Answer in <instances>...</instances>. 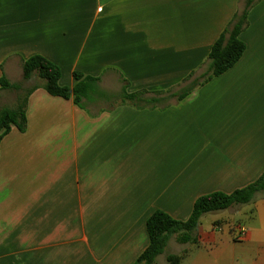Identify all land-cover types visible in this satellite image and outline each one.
Here are the masks:
<instances>
[{"label": "crops", "instance_id": "1", "mask_svg": "<svg viewBox=\"0 0 264 264\" xmlns=\"http://www.w3.org/2000/svg\"><path fill=\"white\" fill-rule=\"evenodd\" d=\"M241 2L0 0V79H23V61L40 55L61 68L64 87L78 74L100 78L108 95L123 79L128 93L177 94L204 72ZM240 39L234 67L156 108L103 99L83 109L38 87L26 132L12 127L0 142V264H134L154 212L186 221L198 198L258 180L264 0ZM204 218L181 264H264L263 196Z\"/></svg>", "mask_w": 264, "mask_h": 264}, {"label": "trees", "instance_id": "2", "mask_svg": "<svg viewBox=\"0 0 264 264\" xmlns=\"http://www.w3.org/2000/svg\"><path fill=\"white\" fill-rule=\"evenodd\" d=\"M260 1L242 0L239 11L211 48L204 64V72L196 78L191 75L186 80L190 83L183 90L177 94L168 92L165 97L162 95L167 91L154 92L153 96H150L147 91L128 93L126 81L123 79L121 93L112 95L113 97L108 99L106 94L101 92L100 78L78 74H74L77 83L73 88L64 87L60 85L62 71L57 64L40 55L32 56L23 61V80L29 81L37 77L41 81L40 86H32L27 91H22L19 83L10 82L5 76L0 79V92L15 91L18 93L16 103L12 107L0 108V142L10 133L12 127L17 128L21 133L26 132L28 99L38 87L43 88L51 96L66 100L73 99L75 104L83 109H85V103L103 99L130 104L138 109L156 108L171 99H176L177 102L183 101L197 88L221 76L239 62L246 51V44L240 36L249 25L251 9ZM259 196L264 197V173L252 184L230 194L215 192L198 198L186 221L176 220L164 211L154 212L146 222L149 246L134 264H157L158 257L165 252L170 240L174 237L179 244H197V230L205 215L224 211L234 206L250 204ZM183 258L182 255L169 254L166 256V261L168 264H181Z\"/></svg>", "mask_w": 264, "mask_h": 264}, {"label": "rangeland", "instance_id": "3", "mask_svg": "<svg viewBox=\"0 0 264 264\" xmlns=\"http://www.w3.org/2000/svg\"><path fill=\"white\" fill-rule=\"evenodd\" d=\"M13 83H19L22 87V91H27L32 86H35V85L41 83V81L37 77H34L33 79H31L29 81L19 79L17 81H14ZM17 95H18V93L15 91H2V92H0V108L4 107V106L12 107L16 103ZM106 97L108 99H110L113 96L106 94ZM106 101H109V100H106ZM110 101H113V100H110ZM223 213H226V210L219 211V212H212V213L205 215L206 218H204V219L211 220L213 218L220 217L221 215H223ZM206 220H204V221H206ZM170 241H172V244H168L164 254L169 255V253H170V254H176V255H183L182 246H181V244H179L176 241L175 237L172 238ZM169 243H171V242H169ZM165 263H167L166 258H163V263H160V264H165Z\"/></svg>", "mask_w": 264, "mask_h": 264}, {"label": "built area", "instance_id": "4", "mask_svg": "<svg viewBox=\"0 0 264 264\" xmlns=\"http://www.w3.org/2000/svg\"><path fill=\"white\" fill-rule=\"evenodd\" d=\"M245 235H246V230L245 229H239L238 237H244Z\"/></svg>", "mask_w": 264, "mask_h": 264}]
</instances>
